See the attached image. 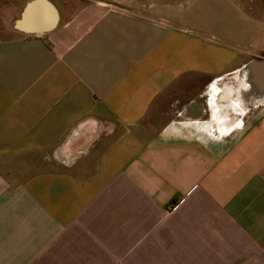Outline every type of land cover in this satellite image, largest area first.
I'll list each match as a JSON object with an SVG mask.
<instances>
[{"label": "crops", "instance_id": "0c3cea01", "mask_svg": "<svg viewBox=\"0 0 264 264\" xmlns=\"http://www.w3.org/2000/svg\"><path fill=\"white\" fill-rule=\"evenodd\" d=\"M28 1L0 35V264H264V8L47 0L33 32ZM228 2L229 35L202 13Z\"/></svg>", "mask_w": 264, "mask_h": 264}, {"label": "rangeland", "instance_id": "374dc122", "mask_svg": "<svg viewBox=\"0 0 264 264\" xmlns=\"http://www.w3.org/2000/svg\"><path fill=\"white\" fill-rule=\"evenodd\" d=\"M93 0H57V7L61 11L71 13L85 2ZM110 5L121 7L125 9H135L142 12H148L150 8L154 7L155 3L160 0H98ZM252 12L261 10L264 8V0H250ZM168 3V1H167ZM170 3V2H169ZM23 5V0H0V35L8 36L11 34L9 27L10 19L12 15H15L19 8ZM206 14L211 22V26L214 27L216 21L222 25V29L225 28V33H234V27L236 23L240 24L242 21H246V16L235 9V7L228 2L227 5L222 7L221 10H213L211 12H202ZM212 19V20H211ZM216 20V21H215Z\"/></svg>", "mask_w": 264, "mask_h": 264}, {"label": "water", "instance_id": "95a60500", "mask_svg": "<svg viewBox=\"0 0 264 264\" xmlns=\"http://www.w3.org/2000/svg\"><path fill=\"white\" fill-rule=\"evenodd\" d=\"M42 5L40 7V9L42 10V12L44 14H46L47 16V21L43 24L37 25L35 27H32V31L33 32H43V31H47L49 30L57 21V12L56 9L54 8V6L47 0H30L28 1L22 11H21V15H20V19L16 20L14 22V26L16 28H21V18H23L25 15H27L29 12H31V10H33L35 8V6L37 5Z\"/></svg>", "mask_w": 264, "mask_h": 264}]
</instances>
